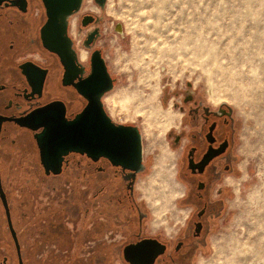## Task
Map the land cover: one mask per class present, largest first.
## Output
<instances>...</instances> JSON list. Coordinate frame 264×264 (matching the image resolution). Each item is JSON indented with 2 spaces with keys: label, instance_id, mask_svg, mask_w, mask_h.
<instances>
[{
  "label": "flooded vegetation",
  "instance_id": "obj_1",
  "mask_svg": "<svg viewBox=\"0 0 264 264\" xmlns=\"http://www.w3.org/2000/svg\"><path fill=\"white\" fill-rule=\"evenodd\" d=\"M81 16L79 35L88 59L81 61L70 26L78 61L67 70L44 47L43 1L0 0V264H195L208 254L240 175L234 111L213 107L194 93L182 97L174 143L182 149L179 180L187 217L174 235L152 230L128 189L129 171L106 158L70 152L60 174L47 173L36 139L44 127L34 130L26 118L55 104L50 115L71 121L88 105L78 85L92 75L101 29L97 15ZM62 181L73 186L66 195L57 187ZM79 182L92 187L80 201Z\"/></svg>",
  "mask_w": 264,
  "mask_h": 264
},
{
  "label": "rangeland",
  "instance_id": "obj_2",
  "mask_svg": "<svg viewBox=\"0 0 264 264\" xmlns=\"http://www.w3.org/2000/svg\"><path fill=\"white\" fill-rule=\"evenodd\" d=\"M88 13L99 18L96 49L116 80L103 98L105 110L142 136L134 193L152 230L174 235L187 217L174 134L181 130L182 97L194 93L233 109L240 167L208 254L195 264H264V0H107L104 9L84 0L70 32L87 54L79 21ZM77 186L80 201L92 187ZM57 187L62 195L73 189L67 181Z\"/></svg>",
  "mask_w": 264,
  "mask_h": 264
},
{
  "label": "water",
  "instance_id": "obj_3",
  "mask_svg": "<svg viewBox=\"0 0 264 264\" xmlns=\"http://www.w3.org/2000/svg\"><path fill=\"white\" fill-rule=\"evenodd\" d=\"M42 1L47 15V21L41 30L44 47L58 54L67 70L74 68L78 57L69 29L71 19L81 12L84 0ZM95 2L104 9L107 0ZM87 17L83 20V26L88 25ZM96 32L91 35L97 34ZM88 42H91V38ZM115 81L108 71L102 51L96 50L92 56V75L78 85L79 92L89 101L80 114L71 121L64 114L56 119V116L50 115L55 104H50L26 119L29 123L27 125L34 130L44 127L36 139L47 173L60 174L64 157L70 152L87 154L95 161L103 157L113 166L129 171L125 178L130 181L128 189L133 194L136 175L143 169L142 136L135 126L115 123L105 110L103 98L113 91Z\"/></svg>",
  "mask_w": 264,
  "mask_h": 264
},
{
  "label": "bare ground",
  "instance_id": "obj_4",
  "mask_svg": "<svg viewBox=\"0 0 264 264\" xmlns=\"http://www.w3.org/2000/svg\"><path fill=\"white\" fill-rule=\"evenodd\" d=\"M116 30L118 31H122L123 32V26L119 25V26H116ZM86 57H87V54H85L84 52L81 54L80 58H81V61H85L86 60Z\"/></svg>",
  "mask_w": 264,
  "mask_h": 264
}]
</instances>
